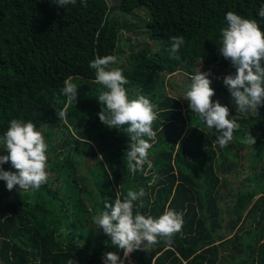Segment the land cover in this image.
<instances>
[{
    "label": "trees",
    "instance_id": "16d2710c",
    "mask_svg": "<svg viewBox=\"0 0 264 264\" xmlns=\"http://www.w3.org/2000/svg\"><path fill=\"white\" fill-rule=\"evenodd\" d=\"M261 5L264 0H87L86 6L77 0L59 7L52 0H0V135L11 119L32 121L52 142L51 133L56 134L52 149L59 150L58 156L65 154L67 163L57 161L62 174L36 190L15 186L9 191L0 180V264H67L70 258L76 264H103L106 252L123 259V250L112 245L93 216L103 210L104 200L122 199L128 189L140 188L146 195L134 202V211L156 217L169 206L183 214V225L171 245L161 239L151 251H133L135 264H264V153L252 159V150L264 151V105L257 115L236 111L223 84V77L235 69L218 48L228 11L257 20L264 31V19L258 16ZM140 7L149 13L145 34L161 46L129 50L124 66L118 54L125 25L114 11ZM173 36L185 41L175 54L179 60L169 53ZM98 55L116 56L112 66L123 70L129 98L144 95L157 105L150 169L146 163L143 171H129V137L122 129L109 136L104 126L97 131L84 126L100 120L103 107L97 98L103 87L89 67ZM196 60L225 71L209 76L215 92L211 99L227 106L229 118L240 124L224 148L187 101L167 94L160 82L182 69L188 72L189 85L195 74L189 67ZM68 77L78 86V96L61 120L55 109L66 105L60 90ZM247 131L255 138L247 152L252 165L241 173V151L251 146L242 142ZM73 151L81 165L73 161ZM88 165L93 167L89 190L88 179L74 173ZM59 177L66 188L83 190L87 199L79 194L72 200L69 192L66 197L54 186ZM55 218L58 227L49 229ZM94 229L96 237L88 236ZM81 241L82 248L77 246Z\"/></svg>",
    "mask_w": 264,
    "mask_h": 264
},
{
    "label": "clouds",
    "instance_id": "9594fccd",
    "mask_svg": "<svg viewBox=\"0 0 264 264\" xmlns=\"http://www.w3.org/2000/svg\"><path fill=\"white\" fill-rule=\"evenodd\" d=\"M59 7L75 5L77 0H52ZM84 6L87 0H80ZM258 16L264 19V5L258 10ZM226 25L220 29L219 52L224 59L230 61L235 69L223 77L236 111L257 115L258 107L264 105V31L257 20L244 18L233 11L225 15ZM185 41L182 36H173L169 49L170 56L179 60V52ZM117 61L114 55L96 56L89 62L95 70V82L102 85L97 96L101 107L99 119L109 128L122 129L129 137L126 151L129 171L135 174L143 171L148 159V150L156 140V132L152 125L158 117L157 105L146 96L137 95L129 98L124 85L128 80L123 70L113 67ZM201 64V60H200ZM209 72L199 70L190 76V84L184 94L189 110L202 121L207 128L214 130L215 142L224 148L233 140L234 132L240 124L230 119L227 106L211 98L215 95L210 86ZM77 85L72 77L63 81L61 94L66 98L63 109H55L59 119H66V109L77 101ZM147 137V139H145ZM150 141L152 143H150ZM245 144H254L255 138L247 131L242 140ZM0 145L6 155H0V165L10 163L15 171H6L0 167V180L11 191H29L39 189L47 181V149L44 137L32 121L11 119L7 130L0 135ZM101 160L102 156H98ZM146 195L143 188L128 189L121 199L104 200L103 210L93 216V222L110 237L112 245L123 250L127 258L135 250L151 251L162 239L168 245L173 237L181 231L183 214L166 206L163 213L153 217L135 210L134 202ZM81 241L77 246L83 247ZM67 264H76L69 259ZM103 264H124L123 259L115 252H106Z\"/></svg>",
    "mask_w": 264,
    "mask_h": 264
},
{
    "label": "rangeland",
    "instance_id": "374dc122",
    "mask_svg": "<svg viewBox=\"0 0 264 264\" xmlns=\"http://www.w3.org/2000/svg\"><path fill=\"white\" fill-rule=\"evenodd\" d=\"M109 4H113V3H117L118 0H107ZM114 14L116 15V17L119 18V20L125 25L121 28L120 30V48H119V60H120V64L126 66L127 65V57H128V52L129 50H135L138 51L139 49H141L143 46H145L146 44L148 46H150V48H152L153 50L159 48L161 46V42L156 41V40H151L148 38V36L145 34L144 30H145V23L149 18V13L147 11V9L145 7H140V8H136L130 12H123L120 10H115ZM128 44H127V43ZM197 62V63H196ZM192 65V67H189L190 72H197L200 68V71L202 72H209L210 75L209 76H219L222 75L225 71L217 66H208L205 63L200 61H197ZM188 72L185 70L180 69L179 71L170 74V75H166L163 77V79H161V84L164 88V91L167 94H171L173 96L176 97H183L184 98V94L187 90L188 87ZM135 93V92H133ZM84 126H87L86 129H93L94 131H97L98 128L100 126H104L106 128V130L108 131V135L109 136H114L115 133V128H109L107 127L104 123H102L100 120L95 121L94 122H87ZM84 128V127H83ZM70 130H72L74 133L76 130H74V128L72 126H70ZM52 137H53V142H52V138L48 139L47 136L43 135L44 137V141L45 143L48 145V149H47V180H53L55 178V176H60L62 174L61 169L59 168L61 163H65L64 159H65V154L58 156L59 150H57L58 152H56V150L52 149L53 144H55L54 140L57 137L56 134H54V132L51 133ZM0 145V155H6V150H3V147ZM92 147L94 149V151H96V144H92ZM251 146L249 147H245L244 150L241 151V153L244 154L245 159L243 160L242 164L239 166V170L241 173H244L248 170L249 166L252 165V159H258L261 157V155L264 153H258V152H254V150H252V153H254L255 155L252 156V159H249V157L247 156V152H249V149L251 151ZM72 157H73V161L78 162V165L82 164V160L81 158H75L76 154L74 151L71 153ZM98 156H100L99 152H98ZM100 159V158H99ZM101 160V159H100ZM60 162V165H57L56 162ZM102 161L104 162V159H102ZM89 162V161H88ZM67 165V163H65ZM0 167H2L4 170L8 171L10 168H12L10 163H5L3 165H0ZM96 171V173H98L99 176H101V170L99 169ZM91 169H93L92 166L88 165L87 166V170L84 168H82L81 170L74 172L75 176H82L84 178H87L88 180H86L88 187V190L90 188V185L93 186V179L91 177V174L89 171H91ZM63 179L59 177L57 184H55L54 186L59 187V189L62 190V192L66 193L67 196L69 197L68 192L70 193V195L72 196V200H74L76 197L82 196L83 198L85 197V193L82 191L79 192L78 189H69L66 188V186L64 185ZM92 182V183H91ZM79 185V183H78ZM18 186H16L17 188ZM87 199V198H86ZM86 201V200H85ZM74 205L72 212L76 211V207L75 204L73 203L72 206ZM89 215V214H88ZM95 216V215H94ZM56 222L54 224L49 225V229H56L58 227V218H55ZM67 223H69V221H67L65 223V225L67 226ZM96 229H94V231L92 230V232H88V236L90 234L91 237H96L97 232L95 231ZM95 232V233H94ZM124 263H126L128 261V259L123 258ZM134 262L132 261V264Z\"/></svg>",
    "mask_w": 264,
    "mask_h": 264
},
{
    "label": "built area",
    "instance_id": "2783aa9c",
    "mask_svg": "<svg viewBox=\"0 0 264 264\" xmlns=\"http://www.w3.org/2000/svg\"><path fill=\"white\" fill-rule=\"evenodd\" d=\"M123 258H125L124 255H123ZM125 259H128V261L126 263H124V264H132V261L134 262V260L131 258L130 255L127 258H125ZM133 264H135V262Z\"/></svg>",
    "mask_w": 264,
    "mask_h": 264
}]
</instances>
